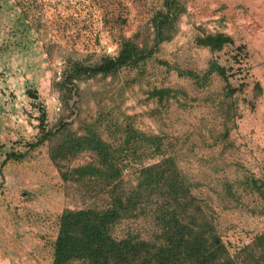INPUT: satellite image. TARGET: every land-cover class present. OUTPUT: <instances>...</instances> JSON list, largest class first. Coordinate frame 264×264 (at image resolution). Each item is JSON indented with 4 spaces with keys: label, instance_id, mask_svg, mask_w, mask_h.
<instances>
[{
    "label": "rangeland",
    "instance_id": "obj_1",
    "mask_svg": "<svg viewBox=\"0 0 264 264\" xmlns=\"http://www.w3.org/2000/svg\"><path fill=\"white\" fill-rule=\"evenodd\" d=\"M182 1L185 12L176 33L151 58L114 76L79 81L64 102L54 83L60 80L65 60L94 63L115 55L122 37L138 34V41L147 37L150 17L161 0H0V264H52L60 214L105 205L107 194L93 184L61 177V171L90 162L91 152L82 151L57 163L49 156L50 146L65 132L79 133L81 124L101 111L109 116L111 110L123 111L134 117L138 129L163 136L177 170L231 255L264 230V186L257 190L244 185L246 178L264 182L260 161L264 149L262 156L253 154L251 147L258 149L257 143L248 135V123L242 124V118H252L253 112L240 96L238 118L228 122L234 146L221 153L214 138L223 130L217 105L223 79L214 74L197 86L177 71L201 75L210 60L219 59L218 53L195 45V35L203 31L228 30L233 36L234 21L249 19L252 22L238 23L247 27L237 37L247 38L250 48L259 46L264 52V44L257 45L256 38L264 37V29L253 25L254 14L235 5V0ZM260 14L255 16L264 21V11ZM260 53L259 67L236 59L235 68L260 76L264 70ZM260 79L264 88V76ZM160 87L179 89L184 95H173L161 105L148 97L151 89ZM29 89L37 92L45 107L46 128L56 131L62 122L66 129L20 161L3 163L7 152L27 151V144L39 133V111ZM244 94L249 97L250 88ZM99 130L105 138L104 127ZM133 171L130 167L123 174L127 186L135 184ZM224 182L233 185L231 195ZM153 229L149 213L140 214L116 223L113 235L119 238L131 231L147 238Z\"/></svg>",
    "mask_w": 264,
    "mask_h": 264
},
{
    "label": "trees",
    "instance_id": "obj_2",
    "mask_svg": "<svg viewBox=\"0 0 264 264\" xmlns=\"http://www.w3.org/2000/svg\"><path fill=\"white\" fill-rule=\"evenodd\" d=\"M184 12L182 0H161L150 17L147 37L139 41L138 34L122 37L115 55H105L94 63L66 59L60 80L54 83L62 100L66 102V96L77 90L81 80L98 75L114 76L121 69L136 67L151 58L161 43L173 38ZM194 43L218 53L219 59L210 60L201 75L177 69L178 75L192 78L197 86L202 81L207 83L214 74L223 79L224 86L217 100L224 119L223 130L214 138L223 153L234 146L228 122L234 121L237 115L239 96L250 88L251 94L244 100L253 108L262 88L242 68H235L234 63H239L236 59L247 62L249 52L244 44H234L229 34L203 31L195 35ZM221 58H224L222 62ZM27 93L39 111V133L27 144V151L7 152L3 163L20 161L30 150L66 129L62 122L56 131L47 129L46 110L37 92L29 89ZM176 94L184 95V92L160 87L151 89L148 97L164 105ZM132 117L120 110H111V116L101 111L95 119L83 122L79 133L63 132L50 146L49 156L55 163L82 151L91 152L90 162L61 171V177L74 183L89 182L108 197L101 208L67 209L60 214L52 242V264L74 261L83 264H264V230L231 255L177 170L163 136L138 129ZM100 126L104 127L105 138ZM148 160L152 162L147 163ZM130 167L134 169L135 184L127 186L123 174ZM244 185L261 190L264 182L246 178ZM223 186L231 195L233 185L224 182ZM148 213L154 226L149 237L142 238L131 231L119 238L113 235V228L120 220Z\"/></svg>",
    "mask_w": 264,
    "mask_h": 264
},
{
    "label": "crops",
    "instance_id": "obj_3",
    "mask_svg": "<svg viewBox=\"0 0 264 264\" xmlns=\"http://www.w3.org/2000/svg\"><path fill=\"white\" fill-rule=\"evenodd\" d=\"M235 5L241 6V7H244V8L247 7V9L254 14L253 15L254 16L253 20H255V21H254L253 25L264 29V21H262L263 19H259L260 16L262 17V15L260 13L262 11H264V0H235ZM255 14H257V16H259V17H256ZM248 21H250V20L249 19L245 20V19H242V18H237L236 21H234L237 24V26H236L237 29L235 30V33L233 34V36L230 34V32L228 30H224L223 32H225V33H227V34H229L230 36L233 37L234 44H240V43L245 44L246 45V49L249 52V58L247 59L248 65H250L252 67L254 65H256V66L259 67V65H261L260 64L261 62H257V61H260V57H258L257 52L260 51L261 52L260 53L261 56L264 55V52H262V50L259 49V46H257V48L255 50L250 48V46L247 43V38L241 39V38L237 37V35L242 34L243 31H245V29L247 27V25H245V23H243V24H238V23L248 22ZM250 22H252V21H250ZM226 24L228 25V23H226ZM250 27H251V25H250ZM241 30H243V31L240 32ZM256 38H257V42L259 43L257 45H263L264 44V42H263L264 41V37H261V35H256ZM262 58H263V61H264V57L263 56H262ZM247 71H249L248 72L249 73L248 76L250 77L251 80L259 82V84H260V86L262 88V93L258 97L257 102L255 104V107H253V108L249 105V103L247 101L244 100V99H248V97L245 94L240 95V96H243L242 100L245 101L246 105L250 108V111L253 112L252 113V118L249 115L246 118H242L243 119L242 120V124L248 123L247 124L248 125L247 129L250 130L249 133L250 132L254 133V134H249L248 133V135L252 138L253 142L257 143V146H258V149L255 148L254 146L251 147V150L254 151L253 154H255V151L258 154L259 153L261 154L260 151L262 149H264V88H263V86H262V84L260 82L261 81L260 77L264 76V70H263V72L259 73L260 76L258 75V77L255 76L256 74L254 73V71H251V70H247ZM252 72L254 73V75L252 74ZM237 111H238V108H237ZM254 115H256L257 117L254 116ZM237 118H238V116L234 120L236 121ZM255 137H259V140L255 141L256 140ZM262 155L263 154H261V156ZM260 161H263L261 163V165L264 166V156L262 157V160L260 159ZM263 166H262V169H263Z\"/></svg>",
    "mask_w": 264,
    "mask_h": 264
}]
</instances>
